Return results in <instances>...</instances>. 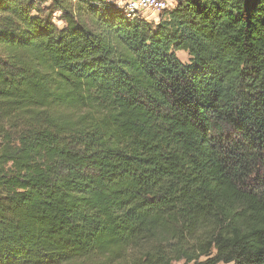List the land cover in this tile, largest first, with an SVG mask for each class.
I'll list each match as a JSON object with an SVG mask.
<instances>
[{"label": "trees", "instance_id": "1", "mask_svg": "<svg viewBox=\"0 0 264 264\" xmlns=\"http://www.w3.org/2000/svg\"><path fill=\"white\" fill-rule=\"evenodd\" d=\"M164 12L0 0V264H264V0Z\"/></svg>", "mask_w": 264, "mask_h": 264}, {"label": "built area", "instance_id": "2", "mask_svg": "<svg viewBox=\"0 0 264 264\" xmlns=\"http://www.w3.org/2000/svg\"><path fill=\"white\" fill-rule=\"evenodd\" d=\"M117 7L122 9L127 18H143L144 12L159 14L165 10L171 9L170 4L166 0H121L117 3ZM147 21L149 19L143 18Z\"/></svg>", "mask_w": 264, "mask_h": 264}, {"label": "rangeland", "instance_id": "3", "mask_svg": "<svg viewBox=\"0 0 264 264\" xmlns=\"http://www.w3.org/2000/svg\"><path fill=\"white\" fill-rule=\"evenodd\" d=\"M113 1L117 5V3H119L121 0H113ZM166 1L170 4V6H171L170 8H172L173 6H176V1L177 0H166ZM164 15H165V12L164 11L161 12V13H159V14L150 13V12H144V13L141 14V16L143 18H147V19H149V21H157L158 18H161ZM58 17L59 16L57 15L56 18H55V23L57 25L61 26L62 25V22H60L58 20ZM176 55H177V57L179 58V60L182 63L188 64L190 62V56H189V54L186 51H176Z\"/></svg>", "mask_w": 264, "mask_h": 264}]
</instances>
